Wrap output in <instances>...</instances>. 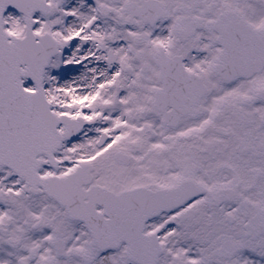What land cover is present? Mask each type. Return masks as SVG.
Returning a JSON list of instances; mask_svg holds the SVG:
<instances>
[{
    "label": "snow or ice",
    "instance_id": "obj_1",
    "mask_svg": "<svg viewBox=\"0 0 264 264\" xmlns=\"http://www.w3.org/2000/svg\"><path fill=\"white\" fill-rule=\"evenodd\" d=\"M0 264H264V0H0Z\"/></svg>",
    "mask_w": 264,
    "mask_h": 264
}]
</instances>
